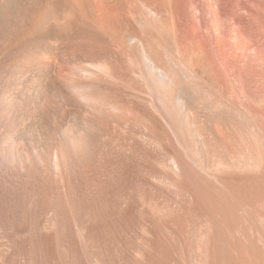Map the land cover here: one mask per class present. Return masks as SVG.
Here are the masks:
<instances>
[{"label": "bare ground", "instance_id": "6f19581e", "mask_svg": "<svg viewBox=\"0 0 264 264\" xmlns=\"http://www.w3.org/2000/svg\"><path fill=\"white\" fill-rule=\"evenodd\" d=\"M0 264H264V0H0Z\"/></svg>", "mask_w": 264, "mask_h": 264}, {"label": "rangeland", "instance_id": "374dc122", "mask_svg": "<svg viewBox=\"0 0 264 264\" xmlns=\"http://www.w3.org/2000/svg\"><path fill=\"white\" fill-rule=\"evenodd\" d=\"M53 157V163L56 169L55 174L53 175V179L55 181L58 191H60L62 189V183L61 175L58 172V169H62L64 172L67 171L68 157L66 151L60 148L59 146L55 149ZM70 178L72 181V185L74 186V188H72L74 189L73 192L71 189V194L73 193L72 196L74 197V195H77L78 197L82 198L84 192L85 173L84 168L81 164L75 167V169L72 171ZM88 207H90V209H88L89 212H94V210L96 212V210L99 208V203L97 201H91L88 203ZM69 212H71V209H69ZM111 241L113 240L111 239ZM113 242H115V240Z\"/></svg>", "mask_w": 264, "mask_h": 264}]
</instances>
